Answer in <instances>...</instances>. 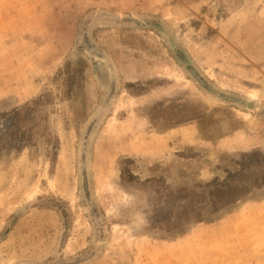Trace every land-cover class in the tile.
<instances>
[{
	"label": "rangeland",
	"instance_id": "374dc122",
	"mask_svg": "<svg viewBox=\"0 0 264 264\" xmlns=\"http://www.w3.org/2000/svg\"><path fill=\"white\" fill-rule=\"evenodd\" d=\"M0 264H264V0H0Z\"/></svg>",
	"mask_w": 264,
	"mask_h": 264
},
{
	"label": "trees",
	"instance_id": "16d2710c",
	"mask_svg": "<svg viewBox=\"0 0 264 264\" xmlns=\"http://www.w3.org/2000/svg\"><path fill=\"white\" fill-rule=\"evenodd\" d=\"M217 192V190H215ZM228 202V201H227Z\"/></svg>",
	"mask_w": 264,
	"mask_h": 264
}]
</instances>
